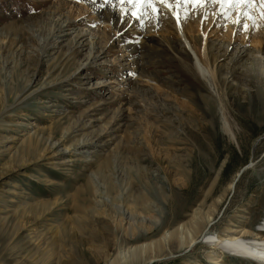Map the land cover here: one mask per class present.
<instances>
[{
  "label": "rangeland",
  "instance_id": "374dc122",
  "mask_svg": "<svg viewBox=\"0 0 264 264\" xmlns=\"http://www.w3.org/2000/svg\"><path fill=\"white\" fill-rule=\"evenodd\" d=\"M108 3L115 30L82 0H0V264H257L173 233L199 212L264 241V76L230 60L264 65V20Z\"/></svg>",
  "mask_w": 264,
  "mask_h": 264
},
{
  "label": "bare ground",
  "instance_id": "6f19581e",
  "mask_svg": "<svg viewBox=\"0 0 264 264\" xmlns=\"http://www.w3.org/2000/svg\"><path fill=\"white\" fill-rule=\"evenodd\" d=\"M109 1L110 0H107V2H105V0H82V2L84 3V6L87 8V11L94 18V20L102 22V24H106L110 28L115 30V29H118L120 19L122 22L124 21L123 12H124L125 7L124 8L120 7V9L115 12L113 7L108 3ZM158 8L160 9L161 14L170 13V15H173V12L170 11L166 7L158 5ZM116 13L119 14V17L116 16ZM203 25L205 26L206 23L205 24L203 23ZM169 29H172L171 24L169 26ZM260 29H262V28H260ZM188 35H189V33H188ZM119 38H120V36H119ZM187 40H188V38H187ZM187 40H185L186 43L185 42H183V43H185L187 45L186 48H189L191 50V52L194 54V52L192 51L193 47L191 46L190 41L189 40L187 41ZM259 44H260V42L258 43V45ZM222 45H225V44H222ZM125 47L127 49L130 48L129 46H125ZM186 48L182 47L180 49L185 58H187ZM229 48H230V46L225 49L226 52H228ZM184 49H185V51H184ZM91 50H93V47ZM244 55H245L244 52L238 51V49H237L236 52H234V55L232 56V58L230 60H233V58H234L237 61V63H236L234 60V65L240 64L241 66L245 67L246 71L252 73L253 76L258 79L259 83L262 84L261 79L264 76V65L261 64L262 62L258 58V55H263V52L258 50L257 52L254 53L253 51H251V56L247 57ZM195 58H196L195 63L193 64L194 70L196 71V73L199 75V77H201V79L205 83L209 84V80H211V78L213 77V73L211 74L212 76L209 75L210 71L207 73V71L205 69V68H207L206 65L200 59H198L196 57V55H195ZM134 61L135 60L133 59L131 62L134 63ZM134 70H135L134 73H136V74L139 71V73H138L139 77L142 78L144 76L140 67L135 68ZM142 79H146V81H147L146 76H144V78H142ZM148 80H150V79H148ZM152 80H153V78H152ZM244 88H246V87H244ZM223 126H224L223 128H225L224 130H227V132L229 133L230 132L229 125L224 122ZM225 133H226V131H225ZM213 217H214V215H212L210 213H207L206 217H204V216L201 217V213L196 212L192 216L193 220H192L191 224H187L184 226H178L177 229L174 231L173 235H174L175 241H177V245L179 247H182V246L186 245L187 242H189L187 248L193 250V248L195 247L197 240H198L196 238L197 235L200 233L201 230H206V234L202 237V240L205 239L204 245L206 244V246H209L213 249L212 254H215V252L216 253L220 252L221 254H225L231 258L240 259V260H244V261H251V262H254L257 264H264V241L261 240V238L253 239V240H246V239H243L242 237L233 236L232 231H229L228 232L229 235L226 237L225 236L220 237L219 235L215 236V234H213V233L210 234L209 231H210L211 227L213 226L212 223L215 220ZM257 237H258V235H257ZM166 238H169L168 235H166ZM138 248L143 250L144 247L141 246ZM136 250H137V248L134 249L133 251H136ZM128 253L129 252L119 253V257L124 260L128 256ZM208 258L212 259L210 256ZM212 261L214 262V264L218 263L215 258Z\"/></svg>",
  "mask_w": 264,
  "mask_h": 264
},
{
  "label": "snow or ice",
  "instance_id": "6c2138e0",
  "mask_svg": "<svg viewBox=\"0 0 264 264\" xmlns=\"http://www.w3.org/2000/svg\"><path fill=\"white\" fill-rule=\"evenodd\" d=\"M107 2V0H105ZM120 4L127 3L134 8L132 16L140 18L143 15L145 8L151 9L153 16L160 13L158 5L168 8L173 12V16L177 19V23L180 22V12L178 10L182 5H191L192 9L197 8L204 9L209 4L219 5V14L226 15L227 10L234 9L237 14V19L233 23H240V16H243L247 21L251 22V27H257L256 19L252 13H258L259 19L264 20V0H119ZM187 11V9H185ZM248 24L244 25V30L247 31Z\"/></svg>",
  "mask_w": 264,
  "mask_h": 264
}]
</instances>
